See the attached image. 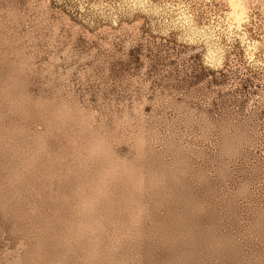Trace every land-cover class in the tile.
Masks as SVG:
<instances>
[{
  "label": "rangeland",
  "instance_id": "rangeland-1",
  "mask_svg": "<svg viewBox=\"0 0 264 264\" xmlns=\"http://www.w3.org/2000/svg\"><path fill=\"white\" fill-rule=\"evenodd\" d=\"M154 1L0 0V264H264V122L233 157L196 122L245 116L264 60Z\"/></svg>",
  "mask_w": 264,
  "mask_h": 264
},
{
  "label": "bare ground",
  "instance_id": "bare-ground-1",
  "mask_svg": "<svg viewBox=\"0 0 264 264\" xmlns=\"http://www.w3.org/2000/svg\"><path fill=\"white\" fill-rule=\"evenodd\" d=\"M97 0H94L96 2ZM109 3L112 0H103ZM126 1V5L132 4L137 7V12L135 14V21H139L142 18L143 11H165L164 6L160 2L156 3L154 0H150V3L142 5L146 0H118ZM241 2L246 7V12H238L237 14L243 15V23L237 24L236 20L233 18L232 14L234 10L231 8L229 0H177V6L180 7L183 4H192L196 8L202 7L207 10L208 7L214 10L213 14L202 15L199 13L191 14L187 16L184 12L179 11L177 17H180L184 23L190 21H196L198 24L201 23V27L204 31H208L212 28L213 23L220 25V30L214 35V40L207 41L204 46H200L203 50L206 47V58L216 66L223 63L224 68L229 60L230 55L223 49L219 47L218 42L223 38L222 31L227 30L228 33L232 34L235 31H239V38L242 43L247 42L245 52V58L249 60H255V56L264 60V36L257 31L261 28L264 29V0H241ZM253 31L255 37H252L251 32ZM242 32V33H240ZM262 32V31H261ZM217 39V41H216ZM217 42V45H216ZM234 69V66H232ZM232 69V70H233ZM226 70V69H225ZM229 72V71H228ZM230 79H232L230 77ZM233 80L234 88H238L239 82L241 81L237 77ZM232 83V82H231ZM232 94L238 98V94ZM223 96H226L224 94ZM260 113L263 115L259 116ZM264 118V92L261 93L257 98L253 99L250 103V107L246 109L245 116L241 118H223L218 122H213L210 119L208 111L206 109L201 110L199 117L197 119V125H199L202 130L203 136L213 135V132H217L218 139L213 140L212 146L218 148L220 153H225L231 155V157L238 154L239 150H255L262 144L261 131L258 130L261 120ZM263 146V145H262ZM255 157L249 159L251 168L257 173L262 172V167L264 168L263 159L260 162ZM263 173V172H262ZM245 185H242V189Z\"/></svg>",
  "mask_w": 264,
  "mask_h": 264
},
{
  "label": "snow or ice",
  "instance_id": "snow-or-ice-1",
  "mask_svg": "<svg viewBox=\"0 0 264 264\" xmlns=\"http://www.w3.org/2000/svg\"><path fill=\"white\" fill-rule=\"evenodd\" d=\"M231 8L234 10L232 16L236 20L237 24L243 23V15L237 14L238 12H246L245 5L241 0H229Z\"/></svg>",
  "mask_w": 264,
  "mask_h": 264
}]
</instances>
